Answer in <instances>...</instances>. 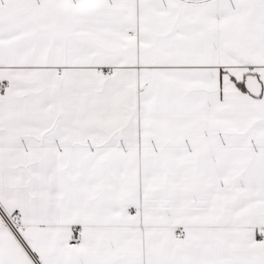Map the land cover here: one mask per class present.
I'll list each match as a JSON object with an SVG mask.
<instances>
[{"label":"snow or ice","instance_id":"6c2138e0","mask_svg":"<svg viewBox=\"0 0 264 264\" xmlns=\"http://www.w3.org/2000/svg\"><path fill=\"white\" fill-rule=\"evenodd\" d=\"M0 264H264V0H0Z\"/></svg>","mask_w":264,"mask_h":264}]
</instances>
